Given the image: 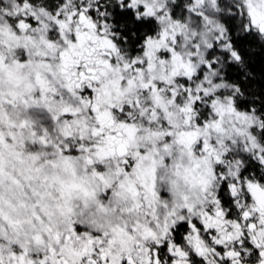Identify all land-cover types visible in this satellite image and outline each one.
Masks as SVG:
<instances>
[{
  "label": "snow or ice",
  "instance_id": "snow-or-ice-1",
  "mask_svg": "<svg viewBox=\"0 0 264 264\" xmlns=\"http://www.w3.org/2000/svg\"><path fill=\"white\" fill-rule=\"evenodd\" d=\"M0 264H264V0H0Z\"/></svg>",
  "mask_w": 264,
  "mask_h": 264
}]
</instances>
